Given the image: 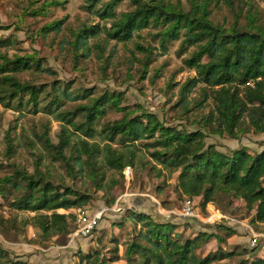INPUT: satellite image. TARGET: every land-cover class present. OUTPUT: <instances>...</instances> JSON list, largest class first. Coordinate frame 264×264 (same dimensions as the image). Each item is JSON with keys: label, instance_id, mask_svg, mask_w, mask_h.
<instances>
[{"label": "rangeland", "instance_id": "obj_1", "mask_svg": "<svg viewBox=\"0 0 264 264\" xmlns=\"http://www.w3.org/2000/svg\"><path fill=\"white\" fill-rule=\"evenodd\" d=\"M109 1L98 0L90 9L91 0H0V38L13 41L8 47H0V55L8 59L30 57L36 62L40 70L33 65L31 69L18 73L17 77L22 83L43 91L38 98L37 111L31 107L17 108L15 101L8 108L0 105V182L11 176L15 168L28 173H34L37 168L55 185L67 186L90 197L88 204L80 208L57 211L60 214L71 213L75 218L74 230L69 236L45 240L31 224L34 213L9 207V202L20 196V192L6 186V198H0V247L7 251L9 260L17 264H87L95 260L98 264H126L124 250L127 244L137 239L140 230H145L142 223H136L129 215L128 211H133L148 215L156 223L172 225L169 237L179 243L202 232L224 240L221 244L214 238L204 242L196 250L199 258L220 248L235 254L222 263L264 260V224L251 223L254 211L246 210L241 200H229L222 195L202 209L200 197L189 199L178 192L177 172L172 175L163 170L158 172L160 166L149 158L153 149L142 146L146 141L136 143L139 150L133 167H125L120 173L104 167L102 154L95 158L94 177L86 160H82V169L74 165V171L70 172L65 161L55 155L53 149L44 147V138L53 146L59 144L62 126L71 131V146H75L63 152L70 165L77 156L75 150L80 140L98 143L100 148L108 143L99 136L86 138L80 131L46 114L45 109L41 110L40 107L49 105L53 99L55 88L59 89V94L65 88L71 93L89 94L86 99L73 101L61 98L60 111L77 112L78 116L73 121L76 124L83 121L81 111L77 109L90 104L91 99L106 93L120 95L117 108L105 106V112L93 127L94 131L120 120L125 114L136 119L142 113L154 115L160 124L179 131L203 129L197 126V122L212 106L210 100L201 107L194 105L202 99V86L198 85L188 95V112L182 111L179 104L180 87L196 75L194 70L183 65L193 48L179 52L181 36L168 42L163 50L156 36L160 29L148 28L135 33L126 44L115 41L104 44V35L101 34L99 38L89 40L92 52L88 58L75 57L72 43L80 28L110 26V21H101L94 13ZM190 1L166 0L171 5L179 3L183 10H189ZM53 2H64V5H50ZM215 3L218 5L211 6V20L226 28L235 25V22L239 26L245 25L247 10L257 12L264 19L263 0H234L232 9L224 0H212V5ZM131 9L130 1L122 0L115 11L120 14ZM238 10H241L239 18L236 17ZM60 20L62 27L58 33H44L46 26ZM97 43L104 45L101 52L95 46ZM137 45L150 51L151 55L136 49ZM201 131L206 135L205 144L214 145L222 153L246 148L249 153L255 154L264 149V134L249 131L233 139L226 134H213L205 129ZM7 133L13 145L12 152L6 150L4 138ZM111 146L123 149L116 141ZM99 175H104L103 189H98L95 184L96 180H100ZM100 212L103 214L91 232L86 235L80 233L82 218L92 221L94 215ZM77 218L81 220L79 223ZM218 226L220 228L217 229ZM222 226L232 229L234 235L227 237ZM115 248L118 258L112 262L116 257ZM86 255H89L88 261L83 258Z\"/></svg>", "mask_w": 264, "mask_h": 264}, {"label": "trees", "instance_id": "obj_2", "mask_svg": "<svg viewBox=\"0 0 264 264\" xmlns=\"http://www.w3.org/2000/svg\"><path fill=\"white\" fill-rule=\"evenodd\" d=\"M121 1L111 0L94 11L99 20L110 21L109 27L91 25L77 31L72 43L76 58H88L92 52L89 40L97 39L101 34L104 35V44L109 41L126 44L133 39L135 33L148 28L160 29L156 36L163 50L168 42L176 41L181 36L179 52L193 48L190 56L184 59L183 65L196 73L195 77L188 79L179 89L181 110L188 112L187 97L201 85L202 99L194 105L201 107L210 100L212 107L208 113L202 115L197 126H202L213 134H226L233 139L238 134L249 131L264 134V19L257 12L251 13L247 10L245 25L239 26L235 22V25L226 28L212 22L211 6L214 8L218 5H212V0H191L189 10H183L179 3L171 5L166 0H129L132 9L118 14L115 8ZM224 2L230 9L233 8L234 0ZM97 3L98 0H91L88 8H94ZM50 5L62 6L64 2H53ZM240 11H237V18ZM61 27L62 20L54 21L44 28V33H58ZM12 44L10 38H0V47L5 48ZM95 46L100 52L104 49L101 43ZM136 49L146 52L147 56L151 55L150 51L140 45ZM0 59V105L8 108L15 101L17 108L31 107L37 111L38 98L43 91L26 82L22 83L17 74L31 69L33 65L36 70H40L39 65L30 57L15 56L8 59L0 55ZM55 90L56 94L54 91L49 105L40 107L41 110L45 109L46 114L80 131L86 138L99 136L109 143L100 148L98 143L80 140L75 150L77 156L71 160L70 165L63 152L75 147L71 146V131L65 126L61 127L57 146L51 145L44 138V147L53 149V153L65 161L70 172L74 171V165H79L82 169V160H86L91 176L94 177L97 164L95 158L102 154L104 167L120 173L125 167H133L139 150L136 143L146 141L142 146L153 149L149 158L160 166L158 172L163 170L170 175L178 173L176 181L181 195L189 199L200 197L202 209L215 202L219 195L229 200H241L246 210L254 211L251 223L264 224V149L255 154L249 153L246 148L233 150L228 154L222 153L214 145L205 144L206 135L201 131L203 129L179 131L174 127H165L154 115L147 113H142L136 119L125 114L120 120L94 131L93 127L105 112V106L117 108L120 95L106 93L91 99L90 104L77 109L81 111L83 121L76 124L73 121L78 116L77 112L60 111L61 98L73 101L86 99L89 94L71 93L67 88L59 94V89ZM4 139L6 150L12 152L13 145L8 133ZM115 141L123 147L122 150L111 146ZM98 178L100 180L95 181L96 187L103 189L104 175H99ZM0 183V198L4 200L6 186L20 192V196L9 202V207L16 211L34 213L31 224L45 240L52 237L65 238L74 230V216L57 211L74 210L90 201L88 195L50 182L37 168L34 173L15 168L13 174L2 179ZM128 213L136 223H142L145 230H140L137 239L127 244L124 250L126 264H226L222 262L235 255L234 252L218 248L215 252L199 258L196 250L204 242L214 238L221 244L224 240L202 232L179 243L169 237L172 225L151 221L143 213ZM222 228L227 232V237L234 235L232 229ZM116 250L115 248L116 257L112 262L118 258ZM83 258L88 261L89 255ZM0 264L17 263L10 261L7 251L0 247ZM87 264H98V260ZM237 264H264V260H240Z\"/></svg>", "mask_w": 264, "mask_h": 264}, {"label": "built area", "instance_id": "obj_3", "mask_svg": "<svg viewBox=\"0 0 264 264\" xmlns=\"http://www.w3.org/2000/svg\"><path fill=\"white\" fill-rule=\"evenodd\" d=\"M187 203V202H186ZM186 203H185V205H186ZM80 211V210H79ZM102 214H103V212L101 213H98V214H95L94 215V218L92 219V221H86V219L85 218H82V226H80V233H83L84 235H86L87 233L89 234L91 231V229H92V227H93V225L95 224V222L97 221V220H99L100 218H101V216H102ZM79 216V215H78ZM84 217V216H83ZM81 220H79V218H77V223H79Z\"/></svg>", "mask_w": 264, "mask_h": 264}]
</instances>
